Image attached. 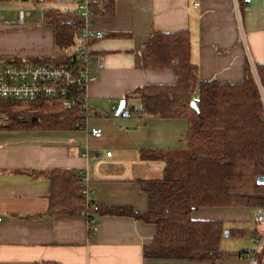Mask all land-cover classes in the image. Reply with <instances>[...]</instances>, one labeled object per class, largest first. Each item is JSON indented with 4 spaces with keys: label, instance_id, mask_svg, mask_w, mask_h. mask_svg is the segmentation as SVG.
<instances>
[{
    "label": "crops",
    "instance_id": "1",
    "mask_svg": "<svg viewBox=\"0 0 264 264\" xmlns=\"http://www.w3.org/2000/svg\"><path fill=\"white\" fill-rule=\"evenodd\" d=\"M104 1L105 11L91 25L97 39L88 46L94 53L89 70L97 80L86 89L93 113L85 125L58 131L0 129V264H210L145 260L143 248L152 243L155 225L103 211L120 206L146 211L141 181L159 178L163 165L142 160L141 151L185 144L187 119L138 113L135 89L176 81L170 68L141 67V48L153 33L187 31L200 80L241 81L247 65L255 75V65L264 64V0ZM45 2L49 7L43 13L52 8L74 12L76 4L72 0L70 9H62L53 4L59 0ZM39 22L7 34L0 30V54L35 63L53 54L52 29ZM97 56L103 58L100 68L93 65ZM120 100L126 101L127 117L112 116ZM91 129H100L101 136H90ZM86 152L91 157H83ZM56 169L87 173L99 207L95 231L82 217L84 209L74 215L47 213V174ZM258 210L204 207L192 214L196 220L221 222L219 246L226 254L213 264H248L242 252L256 230L247 225ZM229 236L236 242L227 243Z\"/></svg>",
    "mask_w": 264,
    "mask_h": 264
},
{
    "label": "trees",
    "instance_id": "2",
    "mask_svg": "<svg viewBox=\"0 0 264 264\" xmlns=\"http://www.w3.org/2000/svg\"><path fill=\"white\" fill-rule=\"evenodd\" d=\"M41 24L52 29L54 51L36 62L74 64L73 50L82 20L74 12L52 8L44 10ZM88 55L94 56L92 50ZM141 67L174 72V84L144 85L132 94L140 98L141 115L187 119L185 144L177 149L141 151L142 160L163 165L159 178L141 181L146 211L120 206L106 208L103 213L155 225L152 243L143 248L145 260L213 264L226 254L219 246L221 222L196 220L192 214L204 207L264 209V186L256 184L257 177H264V64L255 65V75L247 65L243 79L235 83L200 80L190 59L189 34L180 31L153 33L141 48ZM91 113L93 109L82 104L64 109L47 99L27 105L20 100H0V129L78 130ZM47 178L50 216L79 214L87 208L77 172L56 169L48 172ZM263 256L264 249L257 257L259 264Z\"/></svg>",
    "mask_w": 264,
    "mask_h": 264
},
{
    "label": "built area",
    "instance_id": "3",
    "mask_svg": "<svg viewBox=\"0 0 264 264\" xmlns=\"http://www.w3.org/2000/svg\"><path fill=\"white\" fill-rule=\"evenodd\" d=\"M104 11L102 0H76L74 12L82 20V24L77 34L78 46L74 50L76 56L74 64L35 63L27 60L19 61L10 55H0V100H20L27 105L37 99H47L56 101L64 109H71L78 104H82L85 108L90 107L86 89L97 80V76L89 70L93 57L88 55L89 47H85V43L96 38L97 35L91 25L97 13ZM27 15L28 13L19 11L14 23L3 21L0 15V30L6 27L26 26L25 16ZM93 65L97 68L102 67L103 58L95 57ZM193 102H198V99L193 98ZM89 131L93 138L101 136L100 129ZM82 156L89 158L91 153L86 152ZM79 185L81 197L87 203V208L81 214L89 230L93 232L96 229L99 207L94 201L93 191L85 171L79 173ZM254 222L259 224L261 229L251 236L249 243L252 247L243 252L248 264H259L257 257L264 249L263 209L256 212Z\"/></svg>",
    "mask_w": 264,
    "mask_h": 264
},
{
    "label": "rangeland",
    "instance_id": "4",
    "mask_svg": "<svg viewBox=\"0 0 264 264\" xmlns=\"http://www.w3.org/2000/svg\"><path fill=\"white\" fill-rule=\"evenodd\" d=\"M59 1L60 2H58L57 4L56 3L53 4L58 5L62 9H70L72 6V0H59ZM45 7H49V5L46 2L33 3L32 0H7L6 2H0V15L2 16L3 21L14 23L16 21V17L19 11H23L24 13H28V15L25 16L26 26L29 25V27H38L41 26L39 21L42 19L43 9ZM21 28L6 27L4 29V33L7 34L15 31H19ZM138 104L139 101H136L135 105L138 106ZM247 227L248 228L255 227L256 231H259L261 229V226L259 224H256L255 222H253L251 225L250 224L247 225ZM225 240H227L226 241L227 243L236 242L234 241L236 239H233L231 236L227 237ZM237 240L239 239L237 238ZM248 247L249 248L252 247L251 243H249Z\"/></svg>",
    "mask_w": 264,
    "mask_h": 264
},
{
    "label": "water",
    "instance_id": "5",
    "mask_svg": "<svg viewBox=\"0 0 264 264\" xmlns=\"http://www.w3.org/2000/svg\"><path fill=\"white\" fill-rule=\"evenodd\" d=\"M245 2L247 3L249 2V0H245ZM128 115H129V111L126 110V101L120 100L116 110L112 113V116L127 117ZM256 184L258 186H264V177L263 176L257 177ZM224 236H227V233H225Z\"/></svg>",
    "mask_w": 264,
    "mask_h": 264
}]
</instances>
